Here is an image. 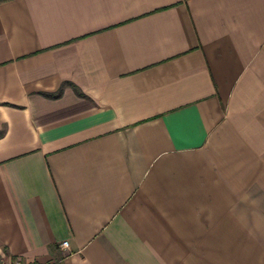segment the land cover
<instances>
[{"label": "crops", "instance_id": "obj_1", "mask_svg": "<svg viewBox=\"0 0 264 264\" xmlns=\"http://www.w3.org/2000/svg\"><path fill=\"white\" fill-rule=\"evenodd\" d=\"M2 256L264 264V0L0 1Z\"/></svg>", "mask_w": 264, "mask_h": 264}, {"label": "built area", "instance_id": "obj_2", "mask_svg": "<svg viewBox=\"0 0 264 264\" xmlns=\"http://www.w3.org/2000/svg\"><path fill=\"white\" fill-rule=\"evenodd\" d=\"M68 241L64 240L61 242L62 246H67ZM54 261H48L45 263H35V264H54ZM0 264H23V261L20 257H8L6 258L5 256H2L0 258Z\"/></svg>", "mask_w": 264, "mask_h": 264}, {"label": "trees", "instance_id": "obj_3", "mask_svg": "<svg viewBox=\"0 0 264 264\" xmlns=\"http://www.w3.org/2000/svg\"><path fill=\"white\" fill-rule=\"evenodd\" d=\"M0 1H2V0H0ZM74 89H75V91H77L78 93H80V91L78 90V88L76 87V86H72ZM54 264H57V263H54Z\"/></svg>", "mask_w": 264, "mask_h": 264}]
</instances>
